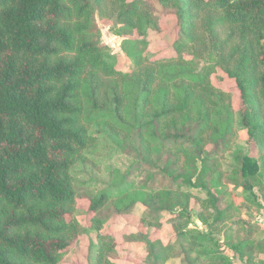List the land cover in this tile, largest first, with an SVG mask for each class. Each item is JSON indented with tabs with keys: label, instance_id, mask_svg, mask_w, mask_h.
I'll list each match as a JSON object with an SVG mask.
<instances>
[{
	"label": "trees",
	"instance_id": "trees-1",
	"mask_svg": "<svg viewBox=\"0 0 264 264\" xmlns=\"http://www.w3.org/2000/svg\"><path fill=\"white\" fill-rule=\"evenodd\" d=\"M159 3L176 20L177 35L173 56L151 59L143 36L157 20L146 0H0V264H61L87 233L74 218L71 172L98 146L94 127L114 154L135 153L142 164L132 175L157 172L137 182L114 171L110 186L90 200V227H102L107 205L129 214L140 203L146 226L160 227L171 215L169 242L137 236L151 264H232L219 251L201 252L209 235L188 227L193 212L207 229L234 219L226 248L244 264H264V238L237 221L232 205L220 210L208 187L236 136L231 95L212 83L218 71L234 82L240 124L261 155L259 164L238 150L231 173L248 193L263 177L264 0ZM96 13L120 25L118 36L138 35L121 44L129 73L98 43ZM239 232L248 237L239 240ZM101 238L95 264H117V243Z\"/></svg>",
	"mask_w": 264,
	"mask_h": 264
},
{
	"label": "rangeland",
	"instance_id": "rangeland-1",
	"mask_svg": "<svg viewBox=\"0 0 264 264\" xmlns=\"http://www.w3.org/2000/svg\"><path fill=\"white\" fill-rule=\"evenodd\" d=\"M146 2L157 20L156 27L147 26L144 30L143 37L148 41L146 54L151 59L171 57L174 55L172 46L177 35V22L173 15L160 5L159 0H146ZM94 22L98 33V43L116 56L117 70L129 73L132 69V63L123 54L121 44L127 38L137 39L138 35L134 33L127 38L118 36L116 30L120 25L115 20L103 17L98 13L94 16ZM212 83L216 88H220L231 95L236 136L231 143V151L221 159L222 170L216 175L213 182L208 181V187L216 197H220V210L229 205L235 207L238 211L235 215L237 221L240 220L255 227L256 233L253 236L259 240V238H264V172L259 182L253 185L251 193L245 192L239 187L240 180L238 176L231 172L233 168L238 166L234 160L238 150H242L244 154L250 152L259 164L261 155L254 144L248 143V134L240 124L239 113L242 110V105L234 82L229 80L223 72L218 71L212 76ZM98 130H100L98 127L91 130L99 137L98 146L94 150H86L71 172L77 193L73 210L74 218L83 227L87 228V233L80 236L70 247L61 264H95V249L101 244L103 240L101 237L104 236H109L117 243L115 261L117 264H151V259L146 250V243L137 236L141 234L150 241L162 240L163 243L169 242L174 236L173 229L168 222L171 215H163L160 227L146 226L141 221L142 214L146 212V207L142 204L138 203L129 214H115L112 207L107 205L99 213V215L110 214L102 227L99 229L90 227L89 220L94 216L89 210L90 200L110 186L114 171L120 175L131 173V179H136L137 182H143L148 175L157 172L156 169H153L154 171L150 170L142 176L132 175L136 167L140 166L142 162L136 159L135 153L131 155L114 154L113 147L107 143L105 137L103 138V133ZM213 150V146H207V151L212 152ZM157 179L161 180L160 177ZM191 191L195 196L206 198V193L202 190L191 189ZM233 223L234 219L222 225L218 222L219 225L216 228L207 229L198 221L193 212L188 228L197 229L209 235L211 242H207L206 247L201 252L214 253L219 251L228 256L232 264H244L238 256L225 246L227 236L234 232L232 230ZM234 228L236 230V227ZM236 231H241V229ZM236 237L242 240L247 238L248 235L239 232ZM178 245L177 249H179ZM166 264L174 263L169 261Z\"/></svg>",
	"mask_w": 264,
	"mask_h": 264
}]
</instances>
